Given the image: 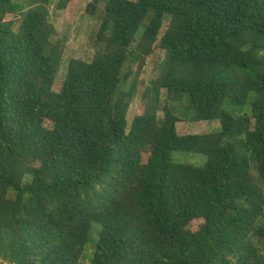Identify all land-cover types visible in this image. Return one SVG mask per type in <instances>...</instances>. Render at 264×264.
<instances>
[{"label": "trees", "instance_id": "obj_1", "mask_svg": "<svg viewBox=\"0 0 264 264\" xmlns=\"http://www.w3.org/2000/svg\"><path fill=\"white\" fill-rule=\"evenodd\" d=\"M52 5L0 0L1 264H80L94 225L91 264H264V0H95L94 56L63 80ZM156 47L163 73L130 122L128 65ZM185 102L192 119L170 105Z\"/></svg>", "mask_w": 264, "mask_h": 264}, {"label": "rangeland", "instance_id": "obj_2", "mask_svg": "<svg viewBox=\"0 0 264 264\" xmlns=\"http://www.w3.org/2000/svg\"><path fill=\"white\" fill-rule=\"evenodd\" d=\"M35 0H20L24 9H27ZM95 0H77L70 11L69 16L63 12L58 11L56 4L58 0H53V5L49 11L51 13V21L55 25L57 35L53 39L56 42L58 39H64L66 42L63 61L58 71V80H63L67 76L69 63L73 59L89 61L94 56V47L92 36L98 31L101 21L98 12L92 14L88 9L89 5ZM103 7V2L100 4ZM136 46V45H134ZM166 60V52L156 47L154 52L146 57L145 62L142 64L141 60L131 62L128 67L131 68L133 74L127 82L125 87L126 91H131L134 88V100L131 105L128 119L133 121L135 116L141 111L142 106L147 100L144 99L147 88L151 82L163 73V67ZM186 74V71H184ZM162 105H165L166 96L163 93L161 96ZM173 107L175 114L179 118L191 117L188 113V105L180 106L177 103L170 104ZM249 109L245 110L248 112ZM159 117H163V112L159 113ZM177 130L181 135L188 134H208L219 133L222 130L221 122L219 120L212 122H202L194 124L193 122H182L177 125ZM172 158L175 162L190 164L197 167H203L207 163V157L200 154L192 153H174ZM15 193L10 192L9 198L14 199ZM100 226L94 225L92 231V241L87 246L80 264H91L95 243L99 238ZM256 246L264 253V241L255 240Z\"/></svg>", "mask_w": 264, "mask_h": 264}, {"label": "water", "instance_id": "obj_3", "mask_svg": "<svg viewBox=\"0 0 264 264\" xmlns=\"http://www.w3.org/2000/svg\"><path fill=\"white\" fill-rule=\"evenodd\" d=\"M0 264H1V262H0Z\"/></svg>", "mask_w": 264, "mask_h": 264}]
</instances>
